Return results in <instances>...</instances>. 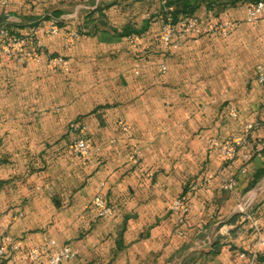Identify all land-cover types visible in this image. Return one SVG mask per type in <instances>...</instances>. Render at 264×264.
Segmentation results:
<instances>
[{
    "label": "crops",
    "instance_id": "0c3cea01",
    "mask_svg": "<svg viewBox=\"0 0 264 264\" xmlns=\"http://www.w3.org/2000/svg\"><path fill=\"white\" fill-rule=\"evenodd\" d=\"M163 3L0 0V26L16 35L51 20L61 26L55 35L36 33L38 62L0 51L3 264H29L23 248L46 240L54 250L70 246L72 264H242L236 253L250 251L258 234L264 238V174L257 176L264 166V83L256 80L264 67V14L252 27L243 22L247 3L202 5L195 13L201 24L233 19L240 27L227 37L184 36L170 49L157 44L159 23L135 43L114 34L128 24L139 30ZM70 29L85 33L65 53L69 70L50 68L47 59L63 54ZM229 106L237 119L228 117ZM78 118L91 146L85 160L69 148L75 136L68 127ZM247 123L254 125L250 158L224 164L210 140L224 141ZM135 149L140 158L132 163ZM233 177L236 187L225 189ZM97 193L111 216L98 217L91 207ZM182 194L188 212L179 221L169 204Z\"/></svg>",
    "mask_w": 264,
    "mask_h": 264
},
{
    "label": "built area",
    "instance_id": "2783aa9c",
    "mask_svg": "<svg viewBox=\"0 0 264 264\" xmlns=\"http://www.w3.org/2000/svg\"><path fill=\"white\" fill-rule=\"evenodd\" d=\"M244 23L255 27L262 15L264 14V0L253 3H248L245 8ZM241 21L233 19H224L219 21H211L206 24L198 23L195 17H188L181 20L176 27L172 24L170 16H167L163 22V27L158 35L157 44L164 49L177 47L181 43V38L188 35H206L218 34L222 37H227L231 31L240 27ZM41 32L44 35H55L60 32L57 20H51L50 23L44 27H40L32 34L14 35L9 32L4 26H0V51L7 57L12 58L16 62H38L41 55V44L36 39V33ZM81 34L77 29H70L64 37L63 49L66 52L72 50L75 43L80 39ZM131 41L135 43L138 39L137 35L130 37ZM47 65L50 68H62L64 71L69 70L67 60L60 55L52 56L47 59ZM166 71L165 66L160 67V72ZM256 80L259 83H264V67L256 74ZM228 117L237 119L238 112L234 106H229L227 110ZM120 132L126 134L129 132V125L125 121L117 123ZM254 125L247 123L244 125L242 132L229 136L224 141L211 139L209 146L218 150L221 160L224 164L234 161L239 150H244L247 147L248 137L253 130ZM69 134H74L75 139L69 145L70 150L80 159H87L90 155L91 146L86 139L87 126L85 124H78L73 122L68 127ZM256 155H259L256 151ZM140 158V152L134 150L130 156L132 163H137ZM248 160L249 155H244ZM244 172V168L241 170ZM210 177H207L205 182L208 183ZM237 185V180L233 177L228 179L223 187L227 190H233ZM91 207L95 210L98 217H109L113 214V209L108 205L102 195L97 193L92 201ZM169 210L179 215V221H182L188 212L187 196L182 194L169 204ZM249 218V217H248ZM257 232V230H256ZM220 234H227L228 230H219ZM259 233V232H257ZM55 242L53 240H46L40 244L32 245L23 248V259L29 264H72L76 258V253L73 249L64 245L57 249H53ZM20 243L12 245V249H19ZM6 255V244H0V259ZM237 257L242 261V264H264V238L258 234L255 238L252 249L248 252L238 251Z\"/></svg>",
    "mask_w": 264,
    "mask_h": 264
},
{
    "label": "trees",
    "instance_id": "16d2710c",
    "mask_svg": "<svg viewBox=\"0 0 264 264\" xmlns=\"http://www.w3.org/2000/svg\"><path fill=\"white\" fill-rule=\"evenodd\" d=\"M159 1H162V0H159ZM257 1H260V0H164V3L161 5L159 10L154 15H151V17L145 22L144 26H142L139 30L133 29L128 24V25L123 26V28L121 29L120 32H116V30H113V31H114V34H117L121 37H130L132 35L142 36L143 33L148 29V26L150 23L154 22V23H159L162 25V23L165 21L167 16H170V18L172 20V24H174L177 27L178 23L181 20L186 19L188 17H195V13H196L197 9L202 5H204L207 10H214V8H215V10H218L219 8H223V7H227V6H234L237 3H247L248 4V3H253V2H257ZM214 12L217 13V11H214ZM92 15H93V12H90L86 17L91 18ZM88 20L86 21V23L88 22ZM197 21H198V23L201 24L199 19H197ZM208 21L210 22L212 20H208ZM215 21H219V20H215ZM36 26H37V24H36ZM58 26L61 29L60 23H58ZM32 27H35V25ZM161 28H162V26H161ZM77 30L79 31L81 36L85 33L83 31H81L80 29H77ZM10 33L12 34V32H10ZM87 33H89V32H87ZM65 53H67V52L63 49V54H59V55L63 56L66 59ZM58 69H62V68H58ZM76 123L85 124L79 118L76 121ZM250 137L251 136L248 137V142H247L248 144L250 143ZM248 148L249 147L247 145L245 154L251 156V153L249 152ZM239 156L241 157V159L243 161L246 160L243 158L242 153H238L236 158ZM261 174H264V166L257 173V176H259ZM5 258H6V255L0 259V264L4 263Z\"/></svg>",
    "mask_w": 264,
    "mask_h": 264
},
{
    "label": "rangeland",
    "instance_id": "374dc122",
    "mask_svg": "<svg viewBox=\"0 0 264 264\" xmlns=\"http://www.w3.org/2000/svg\"><path fill=\"white\" fill-rule=\"evenodd\" d=\"M155 14V13H154ZM154 14H152V15H154ZM162 27H163V23H162ZM162 29V28H161ZM12 34H14V33H12ZM14 35H16V34H14ZM75 136V135H74ZM86 139H87V137H86ZM74 140V139H73ZM72 140V141H73ZM87 141H88V139H87ZM88 143H89V141H88ZM90 144V143H89Z\"/></svg>",
    "mask_w": 264,
    "mask_h": 264
}]
</instances>
